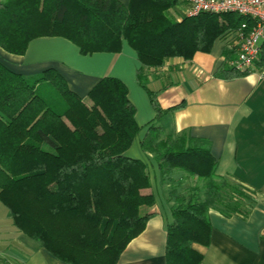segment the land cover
Instances as JSON below:
<instances>
[{
  "label": "trees",
  "instance_id": "16d2710c",
  "mask_svg": "<svg viewBox=\"0 0 264 264\" xmlns=\"http://www.w3.org/2000/svg\"><path fill=\"white\" fill-rule=\"evenodd\" d=\"M180 3L2 0L0 47L23 56L34 40L59 37L88 56L118 54L128 43L141 65L138 84L156 112L141 148L156 161L162 185H169L166 264H202L194 245L210 244V211L247 216L253 193L216 174L210 141L164 133L161 119L183 104L163 109L158 99L169 86L152 90L146 71L211 54L221 40L229 42L217 74L231 80L249 71L230 67L236 56L230 41L243 17L202 13L177 20L172 11ZM128 95L120 79L106 77L87 103L53 68L26 76L0 61V203L20 232L64 263L118 264L155 215L142 213L156 204L153 193H144L151 187L148 164L127 156L141 130ZM188 179L193 186L180 192Z\"/></svg>",
  "mask_w": 264,
  "mask_h": 264
},
{
  "label": "crops",
  "instance_id": "0c3cea01",
  "mask_svg": "<svg viewBox=\"0 0 264 264\" xmlns=\"http://www.w3.org/2000/svg\"><path fill=\"white\" fill-rule=\"evenodd\" d=\"M118 1L124 5L130 3V0ZM188 11L189 5L182 2L172 15L179 20L188 16ZM234 41H230L229 47H233ZM228 42H217L211 54L196 53L190 62L171 59L162 68L147 70L146 75L154 91L169 86L158 99L163 109L183 104L161 119L159 124L164 133L187 132L194 138L210 141L218 162L216 174L253 193L247 216L228 217L220 211H210V244L194 245L204 257L202 264H264V42L259 60L249 74L231 80L217 74ZM0 61L26 76L53 68L87 103L90 91L106 77L118 78L126 84L141 129L127 156L148 164L151 187L144 193H153L156 204L142 208V213L155 215L148 220L146 229L130 242L118 264H166L172 208L168 185H162L156 161L141 148L148 129L156 123V112L147 92L138 84L137 71L141 65L135 51L125 42L121 53L83 56L72 42L52 37L34 40L23 56L9 54L0 47ZM0 264L67 263L20 232L9 210L0 203Z\"/></svg>",
  "mask_w": 264,
  "mask_h": 264
},
{
  "label": "built area",
  "instance_id": "2783aa9c",
  "mask_svg": "<svg viewBox=\"0 0 264 264\" xmlns=\"http://www.w3.org/2000/svg\"><path fill=\"white\" fill-rule=\"evenodd\" d=\"M189 5L188 16L202 13L235 14L244 18L236 39L235 58L230 67L238 71H251L259 60L264 42V0H178Z\"/></svg>",
  "mask_w": 264,
  "mask_h": 264
},
{
  "label": "rangeland",
  "instance_id": "374dc122",
  "mask_svg": "<svg viewBox=\"0 0 264 264\" xmlns=\"http://www.w3.org/2000/svg\"><path fill=\"white\" fill-rule=\"evenodd\" d=\"M177 177H178L177 179L179 180V176H177ZM191 186H193V182L190 179H188L187 181H185L181 184V186L179 187V191L183 192V193H188V190L190 189Z\"/></svg>",
  "mask_w": 264,
  "mask_h": 264
}]
</instances>
